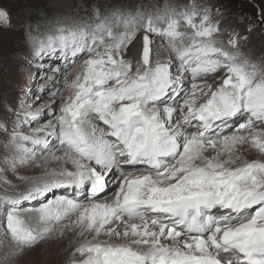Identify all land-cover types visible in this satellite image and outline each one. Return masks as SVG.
I'll use <instances>...</instances> for the list:
<instances>
[{
    "label": "snow or ice",
    "instance_id": "6c2138e0",
    "mask_svg": "<svg viewBox=\"0 0 264 264\" xmlns=\"http://www.w3.org/2000/svg\"><path fill=\"white\" fill-rule=\"evenodd\" d=\"M262 25L264 11L240 31L212 0L23 21L29 71L0 117V264L57 241L63 264H264V66L242 51Z\"/></svg>",
    "mask_w": 264,
    "mask_h": 264
},
{
    "label": "rangeland",
    "instance_id": "374dc122",
    "mask_svg": "<svg viewBox=\"0 0 264 264\" xmlns=\"http://www.w3.org/2000/svg\"><path fill=\"white\" fill-rule=\"evenodd\" d=\"M100 2L106 3L107 0ZM112 2L123 4L129 11L140 5L151 11L168 2L176 3L177 0H112ZM179 2L190 3L191 0ZM89 3L94 4L96 0H0V8H6L11 13L13 24L12 28L0 31V117L4 115V104L15 101L17 85L23 84L29 71L22 59L25 49L20 35L21 23L25 20L47 23L57 18H67L69 22L80 23ZM212 3L220 4L226 10L230 22L240 31L244 30L250 20H257L260 12L264 11V0H212ZM241 18L243 21L237 23ZM159 42L157 40V43ZM138 48L137 38L129 45V55L137 52ZM242 51L257 64L258 68L264 66V25L254 28ZM160 55L161 58H166L167 52L161 50ZM61 84L63 85V78ZM66 95L67 89L62 87L61 96ZM245 156L248 159H259L261 154L258 150L247 147ZM5 178L13 180L11 173ZM64 248V242L49 243L42 249L25 251L13 261V264H63L68 254Z\"/></svg>",
    "mask_w": 264,
    "mask_h": 264
},
{
    "label": "bare ground",
    "instance_id": "6f19581e",
    "mask_svg": "<svg viewBox=\"0 0 264 264\" xmlns=\"http://www.w3.org/2000/svg\"><path fill=\"white\" fill-rule=\"evenodd\" d=\"M247 147L248 146H244V151L242 152V155H244V157L246 158V159H248L246 156H245V150H247ZM251 151V150H250ZM246 154H247V152H246ZM253 156V155H252ZM2 190V189H1ZM48 250V249H47ZM67 255V254H66Z\"/></svg>",
    "mask_w": 264,
    "mask_h": 264
}]
</instances>
